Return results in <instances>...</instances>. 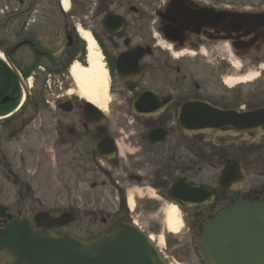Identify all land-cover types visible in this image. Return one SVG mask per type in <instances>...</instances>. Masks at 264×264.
I'll use <instances>...</instances> for the list:
<instances>
[{"label":"flooded vegetation","instance_id":"obj_1","mask_svg":"<svg viewBox=\"0 0 264 264\" xmlns=\"http://www.w3.org/2000/svg\"><path fill=\"white\" fill-rule=\"evenodd\" d=\"M62 1L2 0L0 231L17 221L39 230L41 214L60 231L61 217L83 210L79 202L66 210V181L75 190L86 183L93 198L149 182L167 200L178 181L213 198L182 208L191 236L172 258L206 264L205 223L237 198L264 203V0H69L67 10ZM183 10L178 30L169 18ZM83 31L108 70L101 115L71 73L76 61L89 63ZM228 161L251 172L247 196L220 184ZM203 166L216 171L211 179L197 178ZM129 210L102 217V226L112 221L99 233L139 225ZM71 225L62 232L77 235ZM0 264H14L1 249Z\"/></svg>","mask_w":264,"mask_h":264},{"label":"water","instance_id":"obj_2","mask_svg":"<svg viewBox=\"0 0 264 264\" xmlns=\"http://www.w3.org/2000/svg\"><path fill=\"white\" fill-rule=\"evenodd\" d=\"M187 15L183 10L169 20L181 30ZM90 107L101 115L95 105ZM247 181L244 168L234 161H228L220 174V184L227 189H242ZM167 196L183 209L189 202L195 206L207 196L213 198L203 186L178 181ZM44 216L37 217L41 230L17 221L0 231V249L14 264H168L151 237L131 222H117L107 232L85 239L62 232L75 221L72 214L59 219L60 231L47 226ZM201 248L206 264H264V203L240 199L223 209L205 223Z\"/></svg>","mask_w":264,"mask_h":264},{"label":"rangeland","instance_id":"obj_3","mask_svg":"<svg viewBox=\"0 0 264 264\" xmlns=\"http://www.w3.org/2000/svg\"><path fill=\"white\" fill-rule=\"evenodd\" d=\"M3 8V2L2 0H0V10H2ZM9 9H11L10 6H8V10ZM76 63L77 61L74 64ZM113 122L114 125L121 124L120 119L116 116L113 117ZM203 168H208L207 173L204 172L203 175H198L196 173L197 178L201 180L211 179L216 171L212 169V167L203 166ZM248 175L250 179L247 186L240 190L241 194L237 193L235 195L236 198L239 197V195L243 197L247 196L246 191L250 188L253 181L250 176V171L248 172ZM75 186V181H66V190L64 192V202L67 211L70 209L71 205L76 204L77 202H79L83 209L81 212L76 213V221L72 223L69 228V231L71 233L83 237L98 234L102 228L109 227L112 221L110 219L108 225L102 226L100 222L102 217L106 218L109 214H113L114 211L120 208V206L124 208V215L127 216L128 213H131L129 208L135 209V211L137 212L138 223L145 229V231L149 235L154 236V238L157 240V242L155 241L156 243H160V248L169 256L168 260H170L174 264H183V262L179 259H176V261H174L172 256L175 255V250L186 247V245L184 244L189 240L191 236L189 234L188 227L186 226V216L180 209L179 214L184 219L183 226L180 228V231L178 233L171 232L167 227V214L172 202L167 200L162 192L157 191L155 187L149 184V182H146L141 186L135 184L129 185L130 190L128 192V196H124L123 193H116L114 191L113 194H106L105 196L98 195L96 198L91 197L90 190L86 191V183H82L80 190H75ZM131 195L134 196L133 206L130 204V202H128ZM228 196L232 197L233 193L229 192ZM50 199L55 202L59 201L58 199H56V197H50ZM95 217L97 219H95ZM161 237L164 239L163 243L160 242ZM177 246L180 247L177 248ZM167 247H170V249H168Z\"/></svg>","mask_w":264,"mask_h":264},{"label":"bare ground","instance_id":"obj_4","mask_svg":"<svg viewBox=\"0 0 264 264\" xmlns=\"http://www.w3.org/2000/svg\"><path fill=\"white\" fill-rule=\"evenodd\" d=\"M62 3L66 10L70 8L69 0H63ZM83 36L89 44V63L85 65L77 62L73 65L71 73L80 92L87 97L93 105L101 110H107L109 103V77L103 54L90 32L83 31ZM129 202L132 206L134 205L133 195L130 196ZM179 211L180 207L174 203L171 204L168 210L167 227L173 233H178L184 223V219L180 216ZM150 237L153 241L157 242L153 235H150ZM160 242H164L162 237L160 238ZM158 245H160V243H158ZM164 255L166 257V254Z\"/></svg>","mask_w":264,"mask_h":264}]
</instances>
